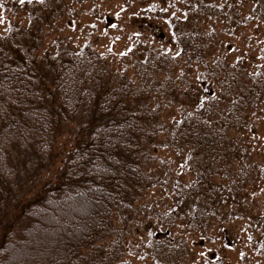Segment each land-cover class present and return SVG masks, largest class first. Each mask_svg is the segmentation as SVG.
Returning <instances> with one entry per match:
<instances>
[{
	"label": "rangeland",
	"instance_id": "374dc122",
	"mask_svg": "<svg viewBox=\"0 0 264 264\" xmlns=\"http://www.w3.org/2000/svg\"><path fill=\"white\" fill-rule=\"evenodd\" d=\"M200 3H213L220 12L202 11ZM255 5V0H25L23 5L0 0V42L11 25H18L20 32L28 26L40 37L39 58L59 46L87 44L110 70L109 77L116 84L126 79L134 84L136 103L164 124L147 147L144 171L153 184L138 195L125 224L114 221L113 234L101 245L121 244L110 252L111 259L96 264H159L150 256L157 232L162 243H185L186 256L178 264H264V182L257 174L264 167V94L246 111L244 125L228 130L235 150L228 177L202 180L167 135L188 113L224 121L234 93L224 86L226 78L246 81L264 73V19ZM179 28L203 37V60L179 52L174 38ZM148 57L156 63L149 73L141 68ZM210 99L215 108L208 107ZM60 127L53 144L55 165L28 146L16 147L0 232L13 217L15 203H25L48 181L62 184L56 163L63 150H73L84 128H78L77 117ZM199 208L208 217L197 230L188 219ZM20 223L15 218L14 228Z\"/></svg>",
	"mask_w": 264,
	"mask_h": 264
},
{
	"label": "trees",
	"instance_id": "16d2710c",
	"mask_svg": "<svg viewBox=\"0 0 264 264\" xmlns=\"http://www.w3.org/2000/svg\"><path fill=\"white\" fill-rule=\"evenodd\" d=\"M255 3V12L264 19V0ZM198 8L220 12L213 3ZM174 38L187 59H204L199 32L179 28ZM5 39L0 42V216L16 147L28 146L55 165L53 144L60 124L77 117L78 128L84 129L73 150H63L56 163L64 175L62 184L48 181L25 203H15L13 217L0 232V264L103 263L121 244L101 245L113 234L114 221L125 224L138 195L153 184L144 171L147 147L164 124L136 103L134 84L127 79L116 84L109 77L110 70L89 45L59 46L39 58L41 39L30 27L20 32L11 25ZM154 64L148 57L141 68L149 73ZM235 79L228 76L224 82L234 89L224 121L188 113L167 133L171 146L185 151V165L200 172L202 180L215 174L228 177L235 151L228 130L243 126L246 111L264 94V73ZM207 104L216 107L213 99ZM257 174L264 182V167ZM207 217L203 208L191 210V228L202 229ZM15 218L21 221L16 228ZM156 234L150 256L159 264L180 263L185 243H162L160 232Z\"/></svg>",
	"mask_w": 264,
	"mask_h": 264
},
{
	"label": "snow or ice",
	"instance_id": "6c2138e0",
	"mask_svg": "<svg viewBox=\"0 0 264 264\" xmlns=\"http://www.w3.org/2000/svg\"><path fill=\"white\" fill-rule=\"evenodd\" d=\"M19 2L23 5L25 3V0H19ZM38 2L42 3L43 0H38ZM27 3H32V0H27ZM117 15H118V13H117ZM111 27L115 28V27H117V25L113 24V25H111ZM135 35H139V33H135ZM120 54L121 55H124V53H120ZM175 55L176 56H179L180 53L179 52H176Z\"/></svg>",
	"mask_w": 264,
	"mask_h": 264
}]
</instances>
